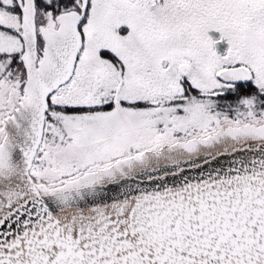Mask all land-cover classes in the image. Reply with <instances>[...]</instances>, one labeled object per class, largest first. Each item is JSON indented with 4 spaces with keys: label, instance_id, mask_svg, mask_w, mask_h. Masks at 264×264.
Instances as JSON below:
<instances>
[{
    "label": "snow or ice",
    "instance_id": "6c2138e0",
    "mask_svg": "<svg viewBox=\"0 0 264 264\" xmlns=\"http://www.w3.org/2000/svg\"><path fill=\"white\" fill-rule=\"evenodd\" d=\"M0 264H264V0H0Z\"/></svg>",
    "mask_w": 264,
    "mask_h": 264
}]
</instances>
